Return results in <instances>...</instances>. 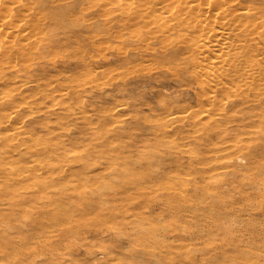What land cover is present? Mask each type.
Here are the masks:
<instances>
[{
    "label": "rangeland",
    "instance_id": "374dc122",
    "mask_svg": "<svg viewBox=\"0 0 264 264\" xmlns=\"http://www.w3.org/2000/svg\"><path fill=\"white\" fill-rule=\"evenodd\" d=\"M119 4L105 22L67 0L66 31L37 35L28 62L15 51V85L0 80L2 95L15 87V131L4 117L0 128V264H264V99L216 89L207 103L179 57L161 68L158 47L130 37ZM258 128L250 170L233 140Z\"/></svg>",
    "mask_w": 264,
    "mask_h": 264
},
{
    "label": "bare ground",
    "instance_id": "6f19581e",
    "mask_svg": "<svg viewBox=\"0 0 264 264\" xmlns=\"http://www.w3.org/2000/svg\"><path fill=\"white\" fill-rule=\"evenodd\" d=\"M66 1L67 0H0V80L3 79V75L8 74V77H10L8 78V82L11 83V86L12 84L15 85V66H17L15 63V58L17 59L15 51L26 60L30 51H33L30 50L33 47H31L32 43L34 45L38 41L37 35L43 36L47 34V36H50L57 30H59V32L66 31L65 29L68 28L67 26L69 24L71 25L73 20L76 19H73L74 13L73 15L70 13L69 16H65L63 9ZM71 1L80 3L85 0ZM88 2H90L89 7H82V9L102 10L106 8L107 5L120 3L119 8L123 5L125 8L120 12L122 16L121 14L119 15L121 18L124 13L127 15L126 17L130 16V18L127 19H130L129 21L131 24L128 26V29L127 26L125 27L129 34L132 35L130 37L132 39L136 38V40L139 41L138 45H148L147 47H149L151 44L157 46L159 51L162 52L161 57H163L164 61L168 59L166 64L160 65L161 68L170 65L171 63H169V61L174 58L178 61L176 58L179 57L181 62H176L178 64L176 67H180L186 74L189 73L188 75L194 76L199 82L198 84L201 83V89L204 92V98L207 103L218 104L219 101H217L218 98L215 94L216 89L222 90L223 93H228V91H230L232 97L240 99L242 106L250 103V93L252 92H256L254 99L256 98L259 100L261 97L264 99L263 88H260L261 90L258 88V80L264 73V64H256L259 58L258 55L261 52H259V49H256L258 44L257 36H262L264 33V0H88ZM123 6L121 8H123ZM88 10L87 12H89ZM115 11L117 10L113 7L107 8V10L104 9L103 13H101V16H103L101 18L105 17L106 20L102 19V21L105 20L106 22L114 19L116 17L113 18ZM75 12L80 13V11ZM93 19H95V17ZM96 19L98 18L96 17ZM120 22L121 21H119V23ZM32 24L36 26L34 29L32 28L33 30L29 28L32 27ZM119 25L122 24L120 23ZM110 27L108 25L107 28H109L108 30L111 32L114 27L112 29H110ZM133 27L135 28L133 29ZM86 28L89 31V28L85 26L84 29ZM100 28H102V26ZM73 33H75V31ZM59 34H57V36ZM79 34L81 35V33ZM123 34L126 35L125 32ZM69 35L70 33L68 36ZM83 35L84 33H82V36ZM175 35L179 38L175 39ZM75 36L76 34H74V37ZM122 36L121 34V37ZM83 38H85V36ZM27 40L29 42H27ZM62 41L63 39L61 38V42ZM73 41H75V38ZM42 44L45 45V42ZM64 44L62 45L63 47L66 46ZM26 61L28 62V59ZM176 72L177 70L174 73ZM202 82H204V84ZM14 88L15 87L10 90V87L8 93L4 95L0 94V128L2 121L1 117H4L3 119L12 121V125H14L12 130L15 131V121H13L15 118ZM223 101L225 102L224 99ZM236 101L237 100H235V102ZM232 103H234L233 100ZM250 104L247 106H250ZM236 107H238V104ZM223 108L224 106L222 105V109ZM214 109L215 108L212 110ZM4 111H9V113L7 112L5 115L3 113ZM201 111H203L202 115L204 116L213 114L209 112V110ZM203 118L205 120L207 117ZM219 118H221V115ZM170 119H172V117ZM226 119L229 120V118ZM230 119H232L231 116ZM234 119H237V117ZM221 126L225 127L224 125ZM259 131L260 129L258 128L257 131L247 133L243 138H235V140H233L237 148L235 149L236 152L234 151V155L238 163L243 161L247 162L249 158L247 165L249 164L250 170L261 168L255 161V157L253 158V150L252 152L250 151L253 149V144H256L254 145V147H256L257 142L261 141L256 135ZM10 134L11 137L8 139L14 140V133L11 132ZM195 135L197 137V134ZM203 143H206V141ZM223 143L225 145V142ZM218 145L220 146V144ZM203 149L204 148H202V150ZM240 149H246L250 152L249 157L247 155V157H245L241 152L239 155L237 151ZM192 150L193 148L188 146L184 149L185 152H191Z\"/></svg>",
    "mask_w": 264,
    "mask_h": 264
}]
</instances>
